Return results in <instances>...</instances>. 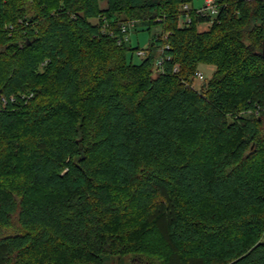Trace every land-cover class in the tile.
Instances as JSON below:
<instances>
[{"label":"trees","instance_id":"trees-1","mask_svg":"<svg viewBox=\"0 0 264 264\" xmlns=\"http://www.w3.org/2000/svg\"><path fill=\"white\" fill-rule=\"evenodd\" d=\"M192 3L0 0V264H264V0Z\"/></svg>","mask_w":264,"mask_h":264},{"label":"rangeland","instance_id":"rangeland-1","mask_svg":"<svg viewBox=\"0 0 264 264\" xmlns=\"http://www.w3.org/2000/svg\"><path fill=\"white\" fill-rule=\"evenodd\" d=\"M204 5H205V0H193V3L187 6H189L191 9L199 10L200 8H203ZM103 6L105 7V4H103ZM184 7L182 8V10H184ZM183 23H185V19H182L181 21V25L184 26ZM138 24L139 23L137 21H131L130 23H128V25L131 26L132 30L126 35L125 41L132 48H135V49L137 48L139 50H146L149 44L151 43L152 39L161 33V30L158 28V29H153L151 32L142 31V29L139 31H135V27ZM209 27H210V23H204L200 26V30H208ZM130 57H131V54H130ZM142 59H143L142 57L137 56V51H135L133 55L134 63L138 64L142 61ZM198 71L203 73L204 77L206 78L205 81L195 78L196 82L194 86L196 87V89H201V87L204 84H206L207 81L214 75L216 68L214 66L201 65L198 68Z\"/></svg>","mask_w":264,"mask_h":264},{"label":"built area","instance_id":"built-area-1","mask_svg":"<svg viewBox=\"0 0 264 264\" xmlns=\"http://www.w3.org/2000/svg\"><path fill=\"white\" fill-rule=\"evenodd\" d=\"M184 13H185V23H183L184 25L185 24H188V23H191L192 22V17H191V11L192 9L189 7V6H185L184 7ZM218 8H217V5H216V0H205V5L203 6V8L197 10V13L198 15L202 16V17H215L217 16L218 14ZM131 28V26L127 25V26H124L123 29H122V32L127 35L128 34V31L129 29ZM121 44V42H120ZM137 55L138 57H145L146 56V51L145 50H139L137 52ZM162 63V59L158 61V64L161 65ZM196 79H199V80H202V81H205L206 78L204 77V74L197 71L196 73Z\"/></svg>","mask_w":264,"mask_h":264},{"label":"crops","instance_id":"crops-1","mask_svg":"<svg viewBox=\"0 0 264 264\" xmlns=\"http://www.w3.org/2000/svg\"><path fill=\"white\" fill-rule=\"evenodd\" d=\"M201 9V8H200Z\"/></svg>","mask_w":264,"mask_h":264}]
</instances>
